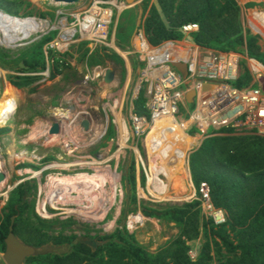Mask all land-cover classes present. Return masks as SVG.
I'll return each mask as SVG.
<instances>
[{
    "label": "trees",
    "instance_id": "trees-1",
    "mask_svg": "<svg viewBox=\"0 0 264 264\" xmlns=\"http://www.w3.org/2000/svg\"><path fill=\"white\" fill-rule=\"evenodd\" d=\"M11 2L6 4L7 10L0 9L15 15L17 9ZM142 13H146L144 30L153 44L183 38L181 26L196 22L198 30L188 35L193 43L246 53L264 65V48L259 44V35L251 33L250 26L245 24L237 0H153L151 3L150 0H143ZM134 21L129 18L122 28L117 23L115 42L119 48L129 46ZM8 22L29 26L26 21L0 13V26ZM53 33L42 35L20 52L15 66L26 74L9 76V88L27 87L30 92L34 91L40 79L38 72L48 67V79H54L69 65L63 55L57 56L50 51L46 58L43 46L53 37ZM77 44L81 50L79 59L89 58V64H105L108 59L123 62L116 52L106 46H97L89 52L88 42ZM65 54L68 55V52ZM6 55L0 48L2 64L11 62L5 60ZM19 62L23 65L20 66ZM132 64L134 68L138 65L134 58ZM251 81L252 77L243 62L241 73L232 85L242 87ZM18 100L19 94L0 100L3 123L11 116ZM144 101L145 98L139 95L133 102L134 109L137 113L149 115L143 106ZM7 130L0 127V133ZM209 133L211 135L203 138L188 159L196 198L163 205L139 199L132 161L124 177L125 184L129 186L125 193V206L121 209L118 225L108 233L92 234L87 227L81 234L65 233L64 229L73 224V220L46 219L35 211L36 180L18 183L9 191L5 203H0V253L5 250L4 239L9 231L11 216H14V235L36 249L21 264H264V137L248 133L233 134L224 127ZM113 134L110 125L104 138L109 139ZM51 158L48 156L46 160ZM24 166L28 165H18L20 168ZM140 178L143 184V174ZM201 182L208 186L212 204L225 210L224 223L215 225L211 218L202 213L199 199ZM138 210L145 217L173 224L177 232L151 250L139 243L135 233L129 232L122 222L128 212ZM54 225H59L60 229L55 230ZM197 240L198 254L192 258L190 250ZM49 245L59 247V251L40 252ZM0 264H3L1 257Z\"/></svg>",
    "mask_w": 264,
    "mask_h": 264
},
{
    "label": "rangeland",
    "instance_id": "rangeland-1",
    "mask_svg": "<svg viewBox=\"0 0 264 264\" xmlns=\"http://www.w3.org/2000/svg\"><path fill=\"white\" fill-rule=\"evenodd\" d=\"M142 1L143 0L137 2L138 5L128 6L122 10L119 15L116 16L110 27L116 28L118 23L119 27L122 28L129 18H133L135 20L134 22H136L139 16L142 17L145 15L144 13H140V10L142 11ZM10 2L11 0H0V8L7 10L6 4ZM237 2L241 7V14L245 24L250 26L251 33L259 35V44L264 48V0H237ZM248 2H252L253 5L247 6L246 4ZM11 3L14 8L17 9L15 15L8 14L1 9L0 13L13 19L26 21V24H29V26L26 27L33 26L36 20L40 22L38 21L39 19H53L57 8L63 6L61 4L58 5L52 0H15ZM64 6L69 7L74 5L68 4ZM25 17L29 18L23 19ZM52 32H54V36L55 31L53 30ZM41 37V32L37 30L27 38L17 42L14 47H6L0 44V48L7 54L5 60L11 61L9 62L10 64H2L0 62V100L5 96L12 98L19 94L18 103L13 109L11 116L5 123H3L0 118V126L8 128L6 132L0 133L1 205L5 203L9 191L11 190L10 188L17 181L21 179L22 181L36 180L35 211L39 216L46 219L57 218L60 220H73L74 223L64 229L65 233L73 232L81 234L84 233L86 227L92 234L95 232L100 234L111 232L118 225L117 220L120 217L121 209L125 206V193L128 191L129 186L125 184L126 181L124 177L132 161L135 167L136 195L139 199L163 205L167 203L179 204L184 201H189L196 196V189L192 183L189 172L183 186L191 195L185 200L158 199L149 194L146 179H144L143 184L141 183L140 177L141 174H144V170L147 169V164L145 161L144 167L140 162L136 164L135 156L138 154L137 151H139L142 159L146 157V154L140 143L138 147H136V141L130 133L131 129L127 118V113L132 101L134 102L139 95L143 96L142 90V92H139V94L133 98L136 85L135 79L137 76V68H133L132 64V58L135 59L133 54L121 53L127 61L126 64L131 65H128L127 70L123 62L110 59L107 60V62H109L108 65L96 64L102 66L106 65L107 70L95 79L88 81L86 85L82 83L83 76L86 70L95 66V64H89V58L74 61L66 55L65 58L69 65L66 66L56 78L48 79L47 77L44 79V75L40 74V79L36 82L38 83V87L34 91L30 92L26 87L24 89H18L17 93L12 92L17 88H9L8 77L26 74L25 72H20L15 66V63L19 61L20 52L31 43L38 41ZM79 55L80 53L78 56ZM141 67L142 65L140 68ZM45 71L46 70H43L39 73ZM113 100H117L118 102L115 101V103H113ZM117 103L121 107V116L125 118L128 126L127 137L124 141L125 146L122 149V128H120L119 134V129L113 122V117L107 107V105L111 104L110 109L112 110V107L116 106ZM192 107L193 103L187 104L188 111H190ZM105 111L107 112V116ZM184 115H186L185 110L178 113L177 117L182 118ZM84 120L88 122L86 128L82 124ZM118 123L119 127H121L119 120ZM38 125L42 127V139L40 140H38V136L34 131V128ZM53 125L56 126L57 129L52 133L49 128ZM110 125L113 127L114 134L109 139H106L104 138L105 133ZM69 127H71V135L72 137L74 136L73 139L75 138L74 141H77L78 145H75L68 139ZM46 141H51V143ZM102 143H105L106 146H100ZM117 152L119 153L116 156L115 154ZM147 154L149 155L148 159L150 165V161L155 157V153L153 149L149 147ZM48 156L52 158L46 160ZM79 162L85 163L80 164ZM21 163H25L29 167H18ZM53 164H63L65 166L49 167ZM99 165H106L107 168L115 172L114 176L117 177L114 191L116 201H114L102 217L96 220H84L75 216L73 213H67L63 209L66 207L78 208V200H81L82 205L95 208L94 203L92 204L86 197L82 196V194H78V192H73L71 198L72 202L68 201L64 205L59 204L56 208H52L46 203L45 208L49 215H45L42 210H39V206L49 193L48 191L51 185L69 178H71V181H77V177L72 176L76 173H81V178L86 179L89 174L98 173V170L94 167H98ZM184 165L188 170L187 163ZM174 170L177 171L176 169ZM30 171H40V181L38 180L39 178L34 177ZM49 175H52L54 178L47 188L42 189ZM105 175L111 179V176H109L107 172H105ZM110 191V184L105 183L102 190L104 197H106ZM99 210L100 203H97V207L94 211L98 212ZM137 212H139V210ZM137 212H128L122 222L125 223L128 216L133 214L134 216L130 217L128 222L129 228H134L132 232L136 233L137 238L142 240L148 248L153 245L160 246L177 232L173 224L159 222L155 218H146L141 214H137ZM133 221H139V223L133 225V227ZM151 222L154 224L153 228H151ZM53 228L59 230L60 226L54 225ZM130 229L129 231H131ZM48 250L59 251V247L49 245L40 250V252ZM0 257L2 258L3 264H6L3 260V253H0Z\"/></svg>",
    "mask_w": 264,
    "mask_h": 264
},
{
    "label": "built area",
    "instance_id": "built-area-1",
    "mask_svg": "<svg viewBox=\"0 0 264 264\" xmlns=\"http://www.w3.org/2000/svg\"><path fill=\"white\" fill-rule=\"evenodd\" d=\"M57 4L63 6L57 8L53 19L38 20L42 24L38 29L41 35L55 31V35L43 46L46 58L49 51L61 56L72 44L82 41L88 42L89 52L97 46H106L119 51L109 31L116 16L130 6L125 0H80L70 4L74 6L69 7L64 6L68 5L65 3ZM143 20L144 18L136 23L130 46L122 53L135 56L138 72L133 98L143 90L144 107L149 112V115L137 113L132 101L127 113L130 133L135 138L136 147L140 143L145 150L146 157L142 159L137 151L135 160L136 164L140 162L143 167L144 161L146 162L147 169L144 170L143 176L147 184L150 169L146 137L156 122H160L159 125L164 132L172 131V125H176L186 136L196 138L185 151L184 164L187 163L188 170V156L198 148L203 138L211 135L209 132L212 130L224 127L229 128L233 134L248 133L264 137V90L258 81L260 77H264L262 63L236 50L193 43L188 39V35L198 30L196 22H188L181 26L183 39H166L153 44L148 40ZM172 62L184 63L186 75L183 76ZM243 62L252 76V81L242 87H236L232 85V82L238 79ZM106 69V65H95L87 69L82 83L86 85L88 81L103 74ZM40 74L46 79L49 75L48 67ZM190 90L194 92L193 107L188 111L189 102L186 99V93ZM115 101L117 100H113V103ZM107 107L115 123L110 105ZM115 110L121 114L119 104H116ZM184 110L186 115L178 118L177 114ZM105 114L107 116L106 111ZM122 118L127 127L125 118L123 116ZM188 172L190 174V171ZM161 178L164 176L161 175ZM199 190L201 192L200 206L204 216L211 218L215 225L224 223L226 213L222 208L212 204L205 182L200 183ZM194 198L196 196L192 199ZM137 214L144 216L140 211ZM132 216L134 215H129L125 222L128 230L130 229L128 222ZM138 223L139 221H133L132 226ZM133 229H130V232Z\"/></svg>",
    "mask_w": 264,
    "mask_h": 264
},
{
    "label": "bare ground",
    "instance_id": "bare-ground-1",
    "mask_svg": "<svg viewBox=\"0 0 264 264\" xmlns=\"http://www.w3.org/2000/svg\"><path fill=\"white\" fill-rule=\"evenodd\" d=\"M258 22L260 23L259 19ZM41 26L42 24L39 22H36L33 26L30 27L17 25L16 23L12 22L3 24L0 26V44L6 47H14L16 46L17 42L27 38L32 33H35L38 29L41 28ZM112 111L115 114L114 121L119 129V134L120 128H122V149L125 146L124 141L127 137L128 126L126 127L120 112L118 110H115V106L112 107ZM118 120L120 122L121 127H119ZM159 124L160 122H156L146 137L147 152L148 148L150 147L155 153V157L152 159V161H150L149 165V193L161 200H185L190 197L189 195H191V193H188V191L185 190L183 186L185 179L188 177V170L184 165V156L186 149L195 141L196 138L186 136L176 125H172V131L164 132V130L161 129V125ZM41 128V125H38L36 128H34L35 134L38 136V140L42 139ZM69 129L70 130L68 139L75 145H78V142L74 141L75 138L73 139L74 136L72 137L71 135V127H69ZM46 142L51 143V141ZM119 152H117L115 155L117 156ZM79 163L84 164L85 162ZM62 166L65 165L53 164L49 167ZM94 168L98 170V173L89 174L88 178L86 179L81 178V173H76L72 176L77 177V181H71V178H66L67 180L58 181L55 184L51 185L49 187V191L47 190L49 193L46 195V198L39 206V210L44 209L43 213L45 215H49L48 211L45 208L46 203H48L52 208H56L59 204L64 205L68 201L72 202L71 198L73 192H78V194H82V196L86 197L87 200L90 201L92 204L94 203L95 208L97 207V203H100V210L96 212L94 211L95 208H90L87 205H82L81 200L77 201V203L79 204L78 208L66 207L63 209L67 213H73L75 216L84 220H96L102 217L108 210V208L114 203V201H116L114 191L116 188L117 177L114 176L115 172L110 170V168H107L106 165H99L98 167ZM174 169H176L177 171H175ZM30 172L34 177L40 179V171ZM105 172H107L108 175L111 176V179L107 175H105ZM161 175L164 176V178H161ZM53 178L54 177L52 175H49L47 177V182L45 183L42 189L47 188ZM105 183H109L111 187V191L106 197H104V194H102L103 186ZM160 190H162L163 192Z\"/></svg>",
    "mask_w": 264,
    "mask_h": 264
},
{
    "label": "water",
    "instance_id": "water-1",
    "mask_svg": "<svg viewBox=\"0 0 264 264\" xmlns=\"http://www.w3.org/2000/svg\"><path fill=\"white\" fill-rule=\"evenodd\" d=\"M55 3H65V4H72L79 2L80 0H52ZM141 0H125V2L133 6L137 4V2H140ZM8 15V14H7ZM19 65L22 66V62H19ZM172 65L176 67L179 72L185 76L186 75V66L182 62H172ZM258 81L262 85V89L264 90V77H260ZM194 92L192 90L188 91L186 93V99L189 103H192V98H193ZM84 127L86 128L88 125V122L86 120L83 121L82 123ZM56 126H50L49 130L50 132H55L56 131ZM40 181V179H38ZM22 181L19 180L17 181L10 189L15 187L18 183ZM13 220L14 216H11L10 224L8 227V234L6 235L4 242H5V250L3 252V260L5 261L6 264H21L23 260L29 256L33 255L36 251L35 247L25 244L21 242L13 233L12 227H13Z\"/></svg>",
    "mask_w": 264,
    "mask_h": 264
},
{
    "label": "crops",
    "instance_id": "crops-1",
    "mask_svg": "<svg viewBox=\"0 0 264 264\" xmlns=\"http://www.w3.org/2000/svg\"><path fill=\"white\" fill-rule=\"evenodd\" d=\"M151 2H153V0H150V3ZM135 5H138V4H135ZM134 5V6H135ZM141 9V8H140ZM140 13L142 14V11L140 10ZM139 13V14H140ZM146 14V13H145ZM142 18H144V15L141 17V16H139V19H137L136 20V22H135V25H136V23H138V21L140 20V19H142ZM37 22V20L35 21V23ZM40 23V22H39ZM115 25V24H114ZM134 28H135V26H134ZM134 28H133V30H134ZM133 30H132V33H133ZM132 33H131V36H130V41H131V37H132ZM109 35H110V37L111 38H113V41H114V44H115V46H116V48L119 50V47L116 45V42H115V28H111L110 27V31H109ZM181 39H183V38H181ZM129 46H130V43H129ZM128 46V47H129ZM128 47H126L125 49L127 50V48ZM111 50H113L112 48H110ZM121 50V51H120ZM120 50L117 52V51H115V50H113L114 52H116L120 57H121V59H122V61H123V63H124V67H125V69L127 70V67H128V65H130V64H126V60H125V58L122 56V52L124 51V49L122 50L121 48H120ZM80 51L81 50H79V45L77 44V43H74V44H72L70 47H69V50L67 51L68 52V55L67 54H64L63 56L64 57H66V55L68 56V57H70L71 58V60H74V61H76V60H78L79 59V56H78V54L80 53ZM122 53V54H121ZM78 56V57H77ZM136 60V59H135ZM128 62H129V60H128ZM245 62V61H244ZM111 63V62H110ZM106 65H108L109 64V62H107L106 61V63H105ZM96 65V64H95ZM244 65H245V63H244ZM131 66V65H130ZM93 67V66H92ZM137 67H138V65H137ZM137 67H135V68H137ZM245 67H246V65H245ZM87 68V67H86ZM91 68V67H90ZM134 68V67H133ZM247 68V67H246ZM46 70V69H45ZM107 70V69H106ZM247 70H248V68H247ZM249 71V70H248ZM137 72H138V69H137ZM250 73V72H249ZM38 74L40 75V73L38 72ZM48 74H49V71H48ZM251 75V74H250ZM252 77V76H251ZM127 80H128V78H127ZM127 80H126V83H127ZM17 88V87H16ZM19 89V88H18ZM18 89H16V91L14 92V93H17L18 92ZM21 89H24V88H21ZM20 90V89H19ZM140 92H142V91H140ZM145 102V101H144ZM143 106H144V103H143ZM0 127H2V126H0ZM188 159H189V156H188ZM224 210V209H223ZM225 211V210H224ZM152 223V222H151ZM154 227V224L152 223L151 224V228H153ZM130 232V231H129ZM148 234V233H147ZM135 235H136V233H135ZM136 238H137V235H136ZM137 241L139 242V243H141V244H144V245H146L142 240H140V239H138L137 238ZM198 241L199 240H197L196 242H195V244H194V246H193V248L190 250V255H191V257L192 258H195L196 256H197V254H198V247H197V243H198ZM147 246V245H146ZM157 246L158 245H153L152 247L150 246L149 248L151 249V250H155V248H157Z\"/></svg>",
    "mask_w": 264,
    "mask_h": 264
}]
</instances>
